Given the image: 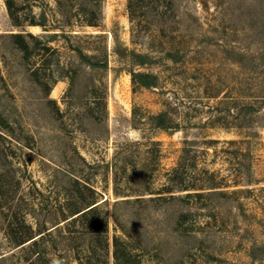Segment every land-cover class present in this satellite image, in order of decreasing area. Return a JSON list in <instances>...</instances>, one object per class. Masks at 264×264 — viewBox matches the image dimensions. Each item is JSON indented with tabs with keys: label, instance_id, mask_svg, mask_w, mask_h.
Listing matches in <instances>:
<instances>
[{
	"label": "rangeland",
	"instance_id": "obj_1",
	"mask_svg": "<svg viewBox=\"0 0 264 264\" xmlns=\"http://www.w3.org/2000/svg\"><path fill=\"white\" fill-rule=\"evenodd\" d=\"M79 1L18 0L17 24L0 0V129L9 136L0 134V170L15 177V197L35 199V210L23 204L28 219L42 203L67 204L79 179L108 214L110 264L115 233L145 264H264V102L239 126L237 109L211 96L216 83L235 107L239 88L250 93L264 75V0H144L134 21L129 0H102L97 24ZM29 30L37 38L27 35L25 50L11 33ZM132 49L148 53L144 62ZM104 53L108 68L95 70L88 59ZM131 69L156 73V85L135 89ZM169 101L178 128L155 127L151 114ZM186 138L195 153H185ZM181 160L216 171L223 186L190 201L158 198L151 191ZM4 223L0 211V247Z\"/></svg>",
	"mask_w": 264,
	"mask_h": 264
},
{
	"label": "trees",
	"instance_id": "obj_2",
	"mask_svg": "<svg viewBox=\"0 0 264 264\" xmlns=\"http://www.w3.org/2000/svg\"><path fill=\"white\" fill-rule=\"evenodd\" d=\"M17 1L5 0L11 17L18 24L20 23L21 15ZM101 1H79L84 12L81 13V16L87 23L97 24L96 22L101 12ZM143 1L129 0L130 17L133 21L139 15ZM57 2L62 4L64 0H57ZM30 22L33 24H45V21H36L33 16L30 18ZM25 33L24 31H16L12 32L11 35L19 42L21 48L27 50L30 45L27 35L31 38H37V35L30 30ZM233 46L235 47V45ZM237 50L243 53L244 48L238 46ZM261 50H264V45ZM131 53L134 56L141 57V62H144V59L148 56V53L135 49H132ZM88 61L95 70L108 68L106 53L97 61L91 59H88ZM130 72L135 89L143 86L151 87L157 83V74L154 72L136 69H131ZM257 77L259 78L258 83H254L253 87L250 84L252 88L250 93L245 94L243 93V88H239V92L242 93L235 98V107H231L229 104V90L224 93L217 89L216 83L212 87L216 91L211 96L218 97L222 95V97H219L220 103L223 102L229 110H232V108L237 109L235 117L237 119L236 124L239 126L251 124L255 119V115L261 110L258 103L264 102V75L259 74ZM247 78L248 76L244 75L241 81L243 83L247 82L249 80ZM72 80H74V77H72ZM172 108L173 104L169 101V107L151 114V120L155 127L164 129L178 128L179 122L173 117ZM4 122L6 123V121ZM0 134L4 138H9L8 134L2 129H0ZM190 141L192 139H185V145L183 146L185 153H191L195 150L189 144ZM213 141H217V139L213 137L207 139L209 143ZM231 141H236V139H231ZM149 144L152 153L162 154V142L160 139L151 136ZM194 164L196 168L192 171L188 169L187 160H181L171 168H168L166 172L167 180L158 187V190L151 192H157L158 198L176 199L184 197L190 201L192 197H202L212 191L220 190L218 188L223 186L221 183L224 181L218 177L216 171L210 170L205 166L200 167L197 162ZM149 165L150 159L147 158L145 166L148 167ZM9 173L10 170L9 172L6 171V168L5 170H0V211L4 214L6 222L4 223V228L8 244L6 246L3 244L0 247V264H18L19 261H25L30 264H110L109 217L107 213L102 211L101 201L95 195L96 189L92 185L82 183L77 179L75 192H71L68 195L67 204L61 205L60 203L57 207V204L52 201L46 202L44 205L42 203L39 214L35 216L37 221L34 222L28 219L27 211L23 208V204L31 206L32 210H35V204L37 205L35 199L31 200L23 195L20 196L21 198L15 197L18 192L12 186V181L15 177L10 176ZM205 173H207V179L205 178ZM208 178H211V181L206 183ZM18 182H21V180L18 179ZM86 188L90 192H85ZM38 190L43 194L40 188ZM182 190H186L185 193L180 192ZM142 197L144 196H138L137 198L141 199ZM150 198L154 199L153 195ZM41 212H44L45 217H41ZM118 216L116 211L115 220L117 222L119 220ZM47 218H54L51 219L52 224H49ZM184 219V211H182L179 215V221L183 222ZM113 255L114 264H145L140 259L139 254L132 249L130 242L122 238L118 233L113 236Z\"/></svg>",
	"mask_w": 264,
	"mask_h": 264
}]
</instances>
